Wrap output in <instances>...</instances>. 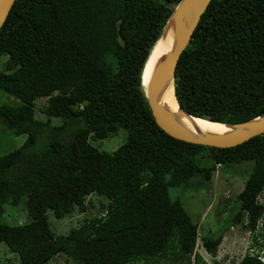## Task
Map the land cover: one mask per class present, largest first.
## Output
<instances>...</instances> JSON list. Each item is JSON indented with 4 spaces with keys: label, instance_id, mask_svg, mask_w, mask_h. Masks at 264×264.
I'll return each mask as SVG.
<instances>
[{
    "label": "trees",
    "instance_id": "trees-1",
    "mask_svg": "<svg viewBox=\"0 0 264 264\" xmlns=\"http://www.w3.org/2000/svg\"><path fill=\"white\" fill-rule=\"evenodd\" d=\"M180 2L15 0L0 28V92L9 97L0 122L26 136L0 156V244L15 264L61 255L73 264H209L197 239L215 258L223 235H199L201 216L183 196L205 188L216 165L251 163L229 223L264 239V133L228 149L189 144L160 130L146 103L145 62ZM175 79L176 100L191 116L227 124L264 113V0H211ZM38 98L60 127L36 121ZM45 128L49 139L37 150ZM116 134L122 144L112 153L91 144ZM93 194L107 200L100 216L67 234L51 231L47 214L84 213ZM19 203L26 222L6 223L5 207Z\"/></svg>",
    "mask_w": 264,
    "mask_h": 264
},
{
    "label": "rangeland",
    "instance_id": "rangeland-1",
    "mask_svg": "<svg viewBox=\"0 0 264 264\" xmlns=\"http://www.w3.org/2000/svg\"><path fill=\"white\" fill-rule=\"evenodd\" d=\"M3 61H5V57L0 58V70L4 69ZM8 98L7 94L0 92V104L6 102ZM9 100L13 101L14 99L10 98ZM46 104V98L36 99V121L46 124L48 128L60 127L63 124L61 118H47L43 114V109ZM47 132L48 130L46 128L38 132L36 141L37 150H42L46 147L49 139ZM123 134L125 135L124 132ZM118 135L119 134H116L105 140H94L91 144L100 151L112 153L122 144H120L121 137ZM25 139V135H12L0 122V156L18 149L24 143ZM66 140H68V138ZM250 167L251 163L246 162L239 165H224L220 168H216L215 172L213 171L211 174V180L205 185V188L190 190L185 192L183 196L186 209L189 212L196 213L197 220L201 216L198 227L199 235H205V237L223 235V241L216 251L215 258H211L206 253L204 248L201 247L200 240L197 239L195 250L199 252L209 264H224V260L219 262L218 258L224 255L225 252L230 254V257L233 258V264H236L244 254L246 248L249 250L253 248L254 243L252 237L248 235V230H243L242 227L239 228V226H234V229L231 230V225L229 223L232 215L238 210L237 195L243 189V185L251 171ZM175 194L176 193L171 194V197L173 198ZM227 194H229L230 198H227ZM258 201L264 204V190L258 197ZM188 203L189 206L187 207ZM106 204V199L93 194L88 196L85 200L87 210L84 213L76 210L72 215L61 220L54 218V216L49 213L47 216L50 229L56 235L67 234L70 229L81 226L85 219L100 216L104 212L102 207ZM193 213L192 215L195 216ZM193 219L196 220L194 217ZM4 221L14 226L25 223L26 211L23 204L19 203L15 207H5ZM250 254H255V251L251 250ZM0 260L2 264H15L13 255L3 243L0 244ZM49 264H73V262L61 255L52 259Z\"/></svg>",
    "mask_w": 264,
    "mask_h": 264
},
{
    "label": "water",
    "instance_id": "water-1",
    "mask_svg": "<svg viewBox=\"0 0 264 264\" xmlns=\"http://www.w3.org/2000/svg\"><path fill=\"white\" fill-rule=\"evenodd\" d=\"M211 0H181L168 19L160 37L150 50L145 62L141 85L146 103L157 127L168 136L189 144L219 149L233 148L264 133V113L242 123H218L222 132H213L200 121L184 111L176 100L175 70L182 52L206 11ZM15 0H0V28L6 21ZM154 61L146 83L143 73L150 58ZM168 96L176 102L172 108Z\"/></svg>",
    "mask_w": 264,
    "mask_h": 264
},
{
    "label": "clouds",
    "instance_id": "clouds-1",
    "mask_svg": "<svg viewBox=\"0 0 264 264\" xmlns=\"http://www.w3.org/2000/svg\"><path fill=\"white\" fill-rule=\"evenodd\" d=\"M177 7V6H176ZM175 7V8H176ZM174 8V9H175ZM237 165H239V164H237ZM221 166H224V165H216V168H220ZM215 172V171H214ZM249 176V175H248ZM228 195L229 194H227V198H228ZM262 204V203H261ZM260 225H261V222L258 224V226H259V228H260ZM230 229L232 230V229H234V226H230ZM257 231H255L254 233H252V232H250V231H248V235L249 236H251L252 237V240H253V237L255 238V240L256 241H254L253 240V243H254V245H253V248H251L250 250L248 249V248H246V250H245V252H244V254L241 256V258L236 262V264H240L243 260H244V258L246 257V256H249V257H254V256H257L258 257V259L260 260V261H264V249H262V248H260L258 245H256V243H258V244H262V241H264V239L261 237V236H259V235H257ZM260 238H262V239H260ZM199 240V239H198ZM223 241V240H222ZM259 241V242H258ZM221 245V244H220ZM220 245H219V247H220ZM219 247H218V249H219ZM255 251V254H250V251ZM219 259V261L221 262V261H223L224 260V264H233V262H232V257H230V254H228V252H225V254L224 255H222L220 258H218ZM234 259H236V258H234ZM219 263V262H218Z\"/></svg>",
    "mask_w": 264,
    "mask_h": 264
},
{
    "label": "bare ground",
    "instance_id": "bare-ground-1",
    "mask_svg": "<svg viewBox=\"0 0 264 264\" xmlns=\"http://www.w3.org/2000/svg\"><path fill=\"white\" fill-rule=\"evenodd\" d=\"M154 55H152V57L150 58V60L148 61V64L146 65V69L144 71V83H146L147 81V78H148V74L151 70V66L153 64V61H154ZM166 101L167 103L169 104V106H171L172 108H176V102L175 100L172 98V96H168L166 98ZM204 126H206L209 130L211 131H215V132H222L224 131V127L221 125V124H218V123H210L208 121H203L201 120L200 121Z\"/></svg>",
    "mask_w": 264,
    "mask_h": 264
}]
</instances>
